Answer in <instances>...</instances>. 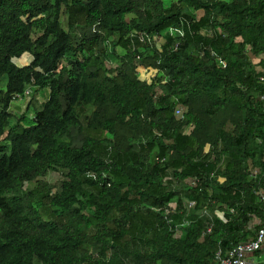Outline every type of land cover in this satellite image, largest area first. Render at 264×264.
Returning a JSON list of instances; mask_svg holds the SVG:
<instances>
[{
    "label": "trees",
    "instance_id": "obj_1",
    "mask_svg": "<svg viewBox=\"0 0 264 264\" xmlns=\"http://www.w3.org/2000/svg\"><path fill=\"white\" fill-rule=\"evenodd\" d=\"M171 1L0 0V264H216L264 228V0Z\"/></svg>",
    "mask_w": 264,
    "mask_h": 264
},
{
    "label": "built area",
    "instance_id": "obj_2",
    "mask_svg": "<svg viewBox=\"0 0 264 264\" xmlns=\"http://www.w3.org/2000/svg\"><path fill=\"white\" fill-rule=\"evenodd\" d=\"M173 31H174L173 28L169 30L171 34L173 33ZM136 37L138 42L142 45L153 44L154 41L158 39V36L152 37L149 34H146L145 32H139L136 35ZM140 44L134 43L133 48L136 49L137 45ZM178 46L179 43H176L175 45L171 46V48L177 49ZM137 57L140 58V55H138ZM261 80L264 81V77H261ZM36 83H37V79L33 76L32 84L27 85L22 93H16L14 99H23L26 100V102L30 101V99L32 98L34 88L37 86ZM261 99L264 102V94L261 96ZM176 113L180 116H183L182 108L178 107ZM208 151L213 152L214 158H217V154L215 153L216 152L215 146H210ZM91 174L93 176H96L95 172H92ZM166 179H172V177L167 176ZM184 183L190 186H198V189L202 190V187L199 185L200 180L197 177L188 178ZM261 197L264 200V192L261 193ZM169 206H170L169 211H171V209L172 211H175L177 208V199L173 200L169 204ZM194 206H195V201L187 202V209L189 211L192 208H194ZM204 214L207 216V230L211 231L213 227V215L206 210L204 211ZM263 245H264V228H261L256 230L253 238L240 242L227 250H223L221 247H219L215 252L216 264H261L250 257L251 255H254L258 250H260Z\"/></svg>",
    "mask_w": 264,
    "mask_h": 264
},
{
    "label": "rangeland",
    "instance_id": "obj_3",
    "mask_svg": "<svg viewBox=\"0 0 264 264\" xmlns=\"http://www.w3.org/2000/svg\"><path fill=\"white\" fill-rule=\"evenodd\" d=\"M167 3L170 5L171 4V0H166ZM203 14V11H198V15H202ZM64 24L66 25V22H67V19L65 18L64 19ZM36 35V34H34ZM110 49H112V46L110 47ZM118 50L120 51V53L123 52V49L118 47ZM28 54V53H27ZM28 57V60L32 59V57L30 55L27 56ZM15 58V57H14ZM19 58V57H18ZM18 62H21L20 59L18 60ZM27 63V62H26ZM38 89V90H36ZM48 95H49V89L47 88H44V89H40V88H37V86L34 88V91H33V104H32V107L30 109V112H34L35 111V108H37L38 106L40 107L41 103H43L44 101L47 100L48 98ZM25 101L26 100H23V99H14L13 102H12V105L10 107V110L11 112L13 113V116H12V119H16V117L18 118V116L20 115V108L23 109L24 108V105H25ZM17 106H19L20 108H18ZM65 176V173L61 170H53L51 171L49 174H47L46 176L42 177L41 181H45L47 183H51L55 186L54 190L59 186V184L61 183L63 177ZM264 246V245H263Z\"/></svg>",
    "mask_w": 264,
    "mask_h": 264
},
{
    "label": "clouds",
    "instance_id": "obj_4",
    "mask_svg": "<svg viewBox=\"0 0 264 264\" xmlns=\"http://www.w3.org/2000/svg\"><path fill=\"white\" fill-rule=\"evenodd\" d=\"M27 53H28V52L23 53L19 58H18V57H15L14 60H15L16 62H18V60H19L24 54H27ZM28 55L31 56L30 53H28ZM31 57H32V56H31ZM31 60H32V59H31ZM31 60H30V62H31ZM30 62H27V63H24V64H29ZM18 63L23 64V63H21V62H18ZM32 98H33V96H32ZM32 98H31V99H32ZM31 99H30V101H31ZM32 100H33V99H32ZM30 101H28V102L25 101L24 108H23V109L20 108V111H19L20 114L23 113V112L26 110V108H27V106L29 105ZM9 109H10V108H9ZM10 111H11V110H10ZM30 115H33V112H30Z\"/></svg>",
    "mask_w": 264,
    "mask_h": 264
},
{
    "label": "crops",
    "instance_id": "obj_5",
    "mask_svg": "<svg viewBox=\"0 0 264 264\" xmlns=\"http://www.w3.org/2000/svg\"><path fill=\"white\" fill-rule=\"evenodd\" d=\"M18 108H20L19 106H17ZM253 260L258 261L261 264H264V246H262V250L259 254H254L251 255V257Z\"/></svg>",
    "mask_w": 264,
    "mask_h": 264
}]
</instances>
